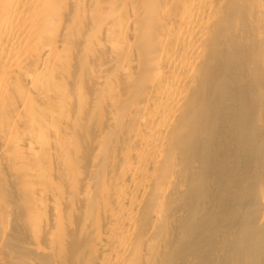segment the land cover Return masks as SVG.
I'll return each mask as SVG.
<instances>
[{"label": "bare ground", "instance_id": "6f19581e", "mask_svg": "<svg viewBox=\"0 0 264 264\" xmlns=\"http://www.w3.org/2000/svg\"><path fill=\"white\" fill-rule=\"evenodd\" d=\"M0 264H264V0H0Z\"/></svg>", "mask_w": 264, "mask_h": 264}]
</instances>
